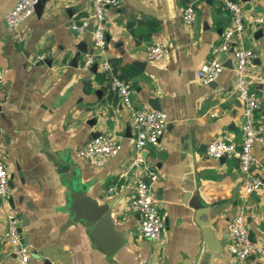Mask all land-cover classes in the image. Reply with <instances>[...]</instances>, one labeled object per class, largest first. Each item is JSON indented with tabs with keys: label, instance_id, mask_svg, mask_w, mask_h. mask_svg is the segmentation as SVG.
Returning a JSON list of instances; mask_svg holds the SVG:
<instances>
[{
	"label": "crops",
	"instance_id": "crops-1",
	"mask_svg": "<svg viewBox=\"0 0 264 264\" xmlns=\"http://www.w3.org/2000/svg\"><path fill=\"white\" fill-rule=\"evenodd\" d=\"M91 1L48 0L40 13L9 27L6 14L17 0H0V158L10 181L9 196L0 197V264H16L8 212L21 219L30 264H109L93 239V224L69 208L73 186L109 204L123 239L117 264H192L205 239L221 251L213 264H237L228 249V223L242 210L250 236L264 247V185L246 194L238 158L209 156L206 146L216 137L238 145L242 140V103L234 92L233 52L239 46L256 52L248 78L260 104L256 120L264 121V36L251 22L264 11V0H238L245 27L211 82L196 70L232 25L222 0H121L106 9L103 49L94 46L91 25L83 33L70 27L90 13ZM189 3L197 12L191 25L183 17ZM158 39L166 52L153 62L146 49ZM93 51L101 52L97 68H83ZM40 53L47 57L35 62ZM103 60L131 83L136 109L158 106L168 117L159 144L142 150L158 172L152 192L164 218L159 240L140 235V216L129 206L142 175L133 164V110L109 88ZM105 132L116 134L122 147L96 166L79 147ZM254 150L256 170L264 176V141ZM241 264H264V252Z\"/></svg>",
	"mask_w": 264,
	"mask_h": 264
},
{
	"label": "built area",
	"instance_id": "built-area-1",
	"mask_svg": "<svg viewBox=\"0 0 264 264\" xmlns=\"http://www.w3.org/2000/svg\"><path fill=\"white\" fill-rule=\"evenodd\" d=\"M39 0H17L6 14L9 27H15L35 11ZM121 0H92L91 11L79 20H71L70 27L78 33L87 30L93 25L94 46L103 49L106 45L107 14L110 5L117 6ZM223 7L232 16V25L224 32L221 41L214 45L209 59L202 63L196 74L205 82L214 81L225 67L223 55L234 45L237 35L245 27V13L238 0H222ZM197 12L193 3L187 4L183 10V17L191 25L196 20ZM251 22L261 29L264 36V11L251 18ZM166 44L163 40H155L148 44L146 57L153 62H159L165 55ZM234 92L242 103V140L238 145L230 139L216 137L206 146V153L215 158L235 156L243 177V188L246 194L259 190L264 185V176L256 170L259 159L255 154V144L264 141V121L256 120V112L260 107L258 95L251 89L248 78V65L256 56L252 48L239 46L234 49ZM101 52L89 53L83 68H89L100 60ZM46 54H37L34 61L44 60ZM105 73L109 88L118 93L123 103L133 110L132 126L134 130V146L136 157L134 166L141 168L142 175L136 183L135 194L129 206L133 212L140 216L139 233L142 237L159 240L162 236L164 218L153 198L152 185L158 179V172L150 166L142 156V150L147 146L159 144L167 129V114L160 109H136L133 106L131 83L120 77L113 64L108 60L100 62ZM99 64V62H98ZM122 147L118 136L112 133H101L86 141L79 147V154L89 161L101 166L108 159L116 155ZM111 189H114L112 187ZM10 193L9 174L5 163L0 158V197L7 198ZM7 238L15 254L16 264H30L31 251L23 242L20 232L21 219L13 212H8ZM230 241L228 249L236 258L237 264L243 263L249 256L259 255L264 252V247L254 240L249 233L245 213L240 210L228 223Z\"/></svg>",
	"mask_w": 264,
	"mask_h": 264
},
{
	"label": "water",
	"instance_id": "water-1",
	"mask_svg": "<svg viewBox=\"0 0 264 264\" xmlns=\"http://www.w3.org/2000/svg\"><path fill=\"white\" fill-rule=\"evenodd\" d=\"M48 0H39L35 6L37 13H40ZM93 28V25L90 24ZM260 32H262L260 30ZM82 47V46H80ZM92 53V52H91ZM98 62L93 63L92 69H96ZM102 87L101 89H103ZM100 89V90H101ZM157 108H159L157 106ZM156 108V109H157ZM71 203L69 208L75 212L76 218L84 219L92 223L91 234L95 243L106 255L109 264H117L116 253L123 244L122 234L115 229V223L111 218L109 204H99L85 193V187H72ZM12 201V198H10ZM204 245L192 264H213L214 257L220 255V249L215 248L210 239L204 240ZM215 251V252H214ZM49 263L46 259L44 264Z\"/></svg>",
	"mask_w": 264,
	"mask_h": 264
}]
</instances>
